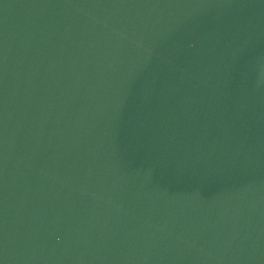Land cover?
<instances>
[{
  "label": "water",
  "instance_id": "obj_1",
  "mask_svg": "<svg viewBox=\"0 0 264 264\" xmlns=\"http://www.w3.org/2000/svg\"><path fill=\"white\" fill-rule=\"evenodd\" d=\"M0 264H264V0H0Z\"/></svg>",
  "mask_w": 264,
  "mask_h": 264
}]
</instances>
